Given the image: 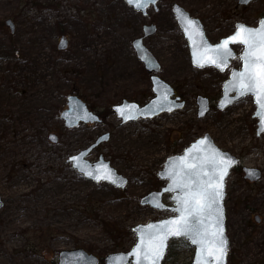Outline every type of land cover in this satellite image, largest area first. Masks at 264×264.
<instances>
[{"label": "rangeland", "instance_id": "374dc122", "mask_svg": "<svg viewBox=\"0 0 264 264\" xmlns=\"http://www.w3.org/2000/svg\"><path fill=\"white\" fill-rule=\"evenodd\" d=\"M174 3L201 19L212 43L238 22L256 27L264 16V0H161L149 16L125 0H0V264H58L62 250L76 248L101 258L131 250L134 226L173 215L141 205V197L164 185L158 172L169 156L207 133L242 166L262 171L250 182L241 168L232 170L225 211L228 264H264V132L257 135L252 96L225 110L216 107L231 68L242 66L243 46H235L238 56L225 72L195 67ZM145 23L158 26L146 45L162 65L160 76L186 106L122 124L112 105L123 99L143 105L153 96L150 74L132 46ZM62 36L66 49L58 48ZM70 94L103 122L66 128L60 112ZM198 95L213 104L204 118L198 117ZM52 132L57 143L49 140ZM105 132L110 139L88 158L109 160L128 179L123 189L86 179L68 162ZM164 200L169 203L168 196ZM193 255L192 247L172 241L164 264H192Z\"/></svg>", "mask_w": 264, "mask_h": 264}, {"label": "water", "instance_id": "95a60500", "mask_svg": "<svg viewBox=\"0 0 264 264\" xmlns=\"http://www.w3.org/2000/svg\"><path fill=\"white\" fill-rule=\"evenodd\" d=\"M128 5L135 11L141 12L143 15H148L149 8L153 7L155 11H158L159 0H142V6L136 7L135 4H130L126 0ZM253 0H238L240 5H248ZM173 11L176 16L179 27L184 33L187 39L191 61L193 65L199 68L207 66H215L221 71L227 69L230 65V58L235 57V52L232 48L233 45L241 43H230L228 49L231 50L229 55L223 48L225 40L233 37L238 30V26L243 25L246 28L252 30H259L261 23L264 22V17L260 19L257 27H251L244 23H238L236 30L229 36L221 39L219 43L212 44L206 36L204 26L200 19L192 17L191 14L181 5L174 4ZM183 14V18L181 16ZM191 20L196 24L195 28H189L186 21ZM6 24L10 27L11 31L15 30V23L9 19ZM157 26L155 24H145L143 26V36L135 38L132 42L133 48L136 52L138 59L144 64L146 70L151 75L152 90L154 96L144 105H140L135 101H129L124 99L121 103H117L112 106V109L117 115L118 119H121L122 124H126L131 121H136L140 118L148 119L154 118L162 113H171L176 110L184 108L185 101L181 100L180 96L174 97L175 91L173 87L162 79L158 73L161 70L156 57L148 49L144 43V39L155 34ZM243 45V51L240 55L242 59L241 69H233L229 79H227L222 87V96L220 97L217 107L220 110H224L231 106L235 102L242 98L252 95L248 93L241 95L239 89L238 77L234 76V73H240L245 71L244 57L248 53L249 49L246 45ZM68 46V39L65 36L60 38L58 48L66 49ZM199 59V64L197 60ZM202 65V66H201ZM253 100L256 104V110L253 117H257L258 128L257 135L264 132V118L261 116V110L259 104L256 101L254 95ZM198 106V117L204 118L211 110L210 99L204 95H198L196 98ZM60 118L64 120V124L67 128H73L84 123H101V119L98 114L89 109L88 105L77 95L72 94L67 97V108L63 109L60 113ZM49 138L52 142H57L58 137L51 133ZM110 139V133L106 132L97 137V139L87 148L82 149L77 154L69 158V162H72L73 167L82 174L86 179L100 182L105 181L109 184L116 186L117 188H125L128 185L127 177L119 174L118 171L111 165L109 160H105L103 155H100L97 161H90L87 157L96 147L105 141ZM240 162V159L232 153L221 149L213 138L207 133L202 137H199L196 141L192 142L186 147L182 154L172 155L167 158L164 167L158 172V177L161 180L167 181L160 190L151 191L141 198L142 205H149L158 210H170L175 215L163 218L157 221H152L147 224H138L132 228V231L136 234L137 241L135 245L129 251L113 252L106 255L103 261L106 264H137L138 257L136 256L137 248L141 249L139 256V264H152L151 258L145 260L144 255L147 251V240L154 236L157 231H165L161 226H166L167 222L179 219L180 213L176 211L178 205V198L183 197L187 191L185 185L191 184L193 189L197 185L208 186L209 181L212 184L222 183L223 193L222 198L218 199V204L212 206L210 213H205L196 220H203V224H196V227L202 232L207 233L204 236L205 251H201V246L192 243L189 237L185 236H168L165 241V248L163 257L159 260L158 264H163V260L166 256L169 241L172 238H186L189 243L195 247L194 259L192 264H197L198 261L201 264H216L213 257L214 249L211 247L212 236L211 233L215 230V224L217 219L222 223L223 235L227 240V256L225 264H227V258L229 255V238L226 235V214L224 207V200L226 197V183L225 180L230 174L231 170L236 167ZM227 169V174L223 176L222 181L220 175L224 169ZM245 172V178L250 181H257L261 178V171L257 168L243 167ZM115 181V182H113ZM209 192L214 191L212 188H208ZM165 193H173L171 201L174 202L173 206H169L163 202V196ZM4 206V201L0 195V209ZM219 208V213L216 209ZM259 221V217H256ZM189 223H194L192 217L189 218ZM144 240L145 244L141 245V240ZM101 258L93 253L82 248L62 250L58 255V264H100Z\"/></svg>", "mask_w": 264, "mask_h": 264}, {"label": "snow or ice", "instance_id": "6c2138e0", "mask_svg": "<svg viewBox=\"0 0 264 264\" xmlns=\"http://www.w3.org/2000/svg\"><path fill=\"white\" fill-rule=\"evenodd\" d=\"M130 4H135L136 7L142 6V0H128ZM183 18V14H181ZM189 28H195L194 21H186ZM230 43H241L247 46L249 49L245 55V71L240 73H234V76L238 77L239 89L241 95L251 93L255 96L257 103L261 110V116L264 118V22L261 23L259 30H252L246 28L243 25L238 26L237 33L223 43V48L228 54H231V50L228 49ZM199 64V59L197 60ZM202 66V65H201ZM227 174L225 168L220 175L222 181L223 176ZM115 182V181H113ZM187 191L183 197L178 198L177 212L180 213L179 219H174L167 222L166 226H161L166 229L163 232L159 230L157 233L147 240V251L145 252L144 259L151 258L152 264H158L159 260L163 257L165 241L168 236H185L192 240V243L201 246V251H205L204 236L207 233H202L196 224H203V220H196L195 218L202 216L205 213H210L212 206L218 204V199L222 198L223 185L222 183L212 184L210 181L208 186L197 185L195 189L191 184L185 185ZM208 188L214 189L209 192ZM219 213V208L216 209ZM194 219V223H189V218ZM215 230L211 233L212 241L211 247L214 249L213 257L216 264H225L227 256V240L223 235L222 223L217 219L215 224ZM145 244L144 240H141V245ZM141 249L137 248L136 256H139ZM197 264H201L200 261Z\"/></svg>", "mask_w": 264, "mask_h": 264}, {"label": "flooded vegetation", "instance_id": "af4514ba", "mask_svg": "<svg viewBox=\"0 0 264 264\" xmlns=\"http://www.w3.org/2000/svg\"><path fill=\"white\" fill-rule=\"evenodd\" d=\"M221 39H222V38H221ZM132 41H133V40H132ZM152 51H153V50H152ZM153 52H154V51H153ZM150 79H151V75H150ZM66 106H67V103H66ZM100 116H101V115H100ZM52 133L55 134V135L58 137V140H57V142H58V141H59V135H58L57 133H55V132H52ZM49 136H50V135H49ZM49 140L51 141L50 138H49ZM57 142H56V143H57ZM81 150H82V149H81ZM81 150H80V151H81ZM78 152H79V151H78ZM78 152H77V153H78ZM77 153H75V154H77ZM75 154H72L71 156H73V155H75ZM71 156H70V157H71ZM70 157H69V158H70ZM69 158H68V162H69ZM97 159H98V158H97ZM97 159H96V160H97ZM96 160H93V161H96ZM91 161H92V160H91ZM71 165H72V163H71ZM72 167H73V165H72ZM171 197H172V195L169 194V196H168V202H169L168 205H169V206L174 205V202H171Z\"/></svg>", "mask_w": 264, "mask_h": 264}, {"label": "trees", "instance_id": "16d2710c", "mask_svg": "<svg viewBox=\"0 0 264 264\" xmlns=\"http://www.w3.org/2000/svg\"><path fill=\"white\" fill-rule=\"evenodd\" d=\"M34 114H36V113L34 112ZM34 114H33V115H34ZM186 246H189V245L186 244Z\"/></svg>", "mask_w": 264, "mask_h": 264}]
</instances>
